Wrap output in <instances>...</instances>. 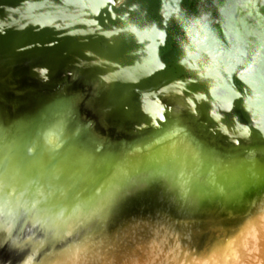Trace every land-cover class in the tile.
Segmentation results:
<instances>
[{"label":"water","instance_id":"1","mask_svg":"<svg viewBox=\"0 0 264 264\" xmlns=\"http://www.w3.org/2000/svg\"><path fill=\"white\" fill-rule=\"evenodd\" d=\"M45 146L107 172L263 165L264 0H0V171Z\"/></svg>","mask_w":264,"mask_h":264},{"label":"bare ground","instance_id":"2","mask_svg":"<svg viewBox=\"0 0 264 264\" xmlns=\"http://www.w3.org/2000/svg\"><path fill=\"white\" fill-rule=\"evenodd\" d=\"M159 159L157 154L149 153L135 160H122L109 172L96 171L59 147L45 146L32 154L20 172L0 171V190L3 191L0 193V223L5 219L3 213L7 204V218L12 224L15 217L25 219L12 225L11 237L18 239L40 228L38 255L21 264H264V203L255 202L264 190V176L245 185L242 192L237 190L248 183L250 176L244 177L243 172H253L251 176L259 178L264 173V164L248 165L236 172L192 174L202 180L196 181L192 176L179 190L174 173L182 168L181 164L175 160L169 166L171 171L163 174L167 193L180 199V206L216 217L220 207L224 215H228L227 204L231 201L243 204L240 207L246 205L239 218L214 225L209 223L211 226L196 237H181L168 228H158L152 235L142 234L126 226L112 231L102 227L97 232H83V222L79 226L73 224L77 221L76 212L88 213L100 201L95 196L101 185L105 186V196L111 192L114 178L122 180L131 173H141ZM232 178H237L238 182L236 180L232 186L223 183ZM31 180L46 184L52 191L47 195L58 200L52 212L59 217V222L41 226L49 213L45 206H37L31 213L25 211L35 196L30 201L25 200L21 197L25 191L15 190L14 186H26ZM5 186L15 196L14 201L6 197ZM65 229L71 234L67 241L63 238ZM9 251H4L0 264L8 260Z\"/></svg>","mask_w":264,"mask_h":264},{"label":"rangeland","instance_id":"3","mask_svg":"<svg viewBox=\"0 0 264 264\" xmlns=\"http://www.w3.org/2000/svg\"><path fill=\"white\" fill-rule=\"evenodd\" d=\"M169 170L171 171L169 167H163L159 159V161L151 163V165H149V167L141 173H131L129 176H124L122 179L124 182L120 185L121 195L115 204L110 203V192L106 194L90 212H76L75 219H77V221L74 220L73 224L79 226L81 222H83L81 225L82 228H84L83 232H86L84 230L97 232L102 227H107L114 208L125 196L130 194L138 195L129 200L126 208L127 211L124 215H121L122 218L115 221V223L113 222L108 225L107 229L109 231H112L117 227L119 228V226L121 228L131 226V230H138L142 234L152 235L156 232L154 230H157L158 228H168L181 237L192 238L199 235L204 229L211 225L222 221H232L235 218H239V215L245 212L246 205L240 207L243 204L236 203L235 201H231L227 204L228 215H224V211L220 207L215 213L216 217H212L211 215H207L205 213L201 214L198 210L187 209L184 205L180 206V204H178L180 199L172 194L168 195L167 193L168 190L166 183L164 182L163 174ZM251 173L253 172H243L242 175H244V177H246V175H249L250 177H248V183L244 184L243 187L237 188V190L242 192V189L246 187L245 185L250 184L252 180L259 181L264 176L263 173V175L257 178L256 176H251ZM193 175L185 172L182 168L177 170L174 173L176 188H178V190L181 189L183 185L182 183H188ZM194 179L196 181L202 180L197 176H195ZM236 180L237 178L226 179L223 183L232 186V184H235ZM36 182L37 181L31 180L28 184L29 186L26 184V186L23 185L14 187L15 190L23 189L25 193L21 197L29 201L36 193L48 194V192H52L49 191L46 184ZM236 182H238V180ZM1 192H3L2 189L0 190V193ZM159 193L164 197L157 196ZM239 200H241V198H239ZM255 202L258 204L264 203V190ZM102 205L105 207V211L101 215L97 212V209ZM212 215L214 214L212 213ZM23 220L20 217H15L12 225L20 224ZM91 221L93 224H91ZM209 223L211 225H209ZM39 230L40 228L28 231L18 239L10 236L11 230L7 234L0 231V257L3 256L5 250H10L9 256L6 257L8 260L5 264H9L10 261L11 264H21L30 257H36L38 255L40 244ZM70 235V230L65 229L63 233L64 241H67L70 238Z\"/></svg>","mask_w":264,"mask_h":264},{"label":"clouds","instance_id":"4","mask_svg":"<svg viewBox=\"0 0 264 264\" xmlns=\"http://www.w3.org/2000/svg\"><path fill=\"white\" fill-rule=\"evenodd\" d=\"M123 180L114 178L113 180V187L110 189L111 191V204H115L121 195L120 192V185L123 183ZM104 191H105V186L101 185L100 192L98 195L95 196V199L102 200L104 196ZM5 194L6 197L8 198L9 201H14L15 196L12 193H9L7 191V186H5ZM58 203V200L55 197L49 198L48 195L41 194V193H36L34 202L31 204L30 207L26 208L25 211L31 213L33 209H35L37 206H45L49 209V213L47 216L44 217V219L41 222V226H46L47 224L51 222H59V217L52 212V209L55 207V205ZM105 211V207L102 205L97 209V212H99L101 215ZM5 216V219L3 223H0V231H3L5 234H7L10 229L12 228V223L11 221L7 218L8 213H7V204L5 206V212L3 213Z\"/></svg>","mask_w":264,"mask_h":264},{"label":"snow or ice","instance_id":"5","mask_svg":"<svg viewBox=\"0 0 264 264\" xmlns=\"http://www.w3.org/2000/svg\"><path fill=\"white\" fill-rule=\"evenodd\" d=\"M119 179V178H118Z\"/></svg>","mask_w":264,"mask_h":264}]
</instances>
